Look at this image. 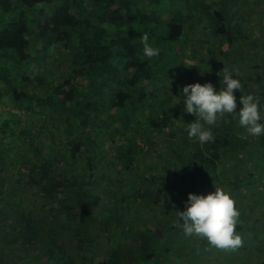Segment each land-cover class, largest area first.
Returning <instances> with one entry per match:
<instances>
[{"label": "trees", "instance_id": "obj_1", "mask_svg": "<svg viewBox=\"0 0 264 264\" xmlns=\"http://www.w3.org/2000/svg\"><path fill=\"white\" fill-rule=\"evenodd\" d=\"M26 1L0 0V96L12 98L18 103L16 111L23 110L31 115L28 129L17 122L21 129L19 139H26L28 143L38 141L27 172L30 175L28 184L38 182L46 195H51L52 185H46V181L55 182L52 169L59 167V175L63 172L68 175L61 184L66 188H79L81 196L76 197V193L67 190L70 196L58 207L66 211L75 209L81 219L87 218L91 211L90 203L85 200L92 190L87 185L92 184L98 158L108 146L112 150L107 158L109 163L128 173L133 165L142 163L145 150L159 151V139L168 148L177 145L176 153L168 149L166 156L159 158L166 161L167 167L171 163L177 171L176 179L185 183L184 186L180 184L182 187L177 184V194L163 199L171 207L164 217L167 222H173L172 225H176L177 211L185 207L180 195L186 194L185 189H192V185L200 186L204 179L217 180L218 175L213 173L218 162L229 161L251 140L257 143L264 159V136L250 138L239 133L242 128L234 124L232 116L227 122L224 116L218 117L217 125L211 127L214 135L211 142L200 144L187 137L182 125L185 126V118L191 116L183 110L182 101L177 103L172 98L174 94L182 97L179 81L183 78L182 75L172 76L177 59L172 58L169 48L161 46L174 44L181 37L182 43H188L190 29L198 21L208 30L205 51L209 58L211 56V65H215L213 57L217 56L231 53L241 58L242 54L234 48V51L224 48V45H233L237 38L242 39L244 31L234 23L235 15L229 11L238 0H231L230 8H227L230 0H203L208 2L206 5L202 0H41L39 4ZM145 34L149 36L150 46L160 49L158 57L141 59L143 44L140 40ZM214 44L220 47L214 49ZM52 48L54 52L56 49V54L51 52ZM243 62L246 64L248 59L244 58ZM258 64L262 73L257 75V87L245 93L235 90L237 111L242 106L240 96L252 94L260 98L264 112V59ZM14 71L15 80L18 84L20 81L26 83L27 90L14 87ZM192 72L190 67L186 74L192 75ZM6 113H0V120ZM41 113L49 123H45L48 133L42 136L47 143H42L41 135L33 130V115ZM194 120L195 117L190 123ZM3 129L0 127V134L6 133ZM12 133L17 135L18 132ZM5 136L8 137L5 134L0 141ZM106 142L110 143L106 145ZM247 157L259 160L257 155L255 159ZM238 178L236 173V187L240 183ZM158 191L161 197L163 191ZM15 201L13 194L0 195V211L5 207L10 212L17 210L20 204L16 205ZM15 221L13 217L10 230L0 225V264H18L16 258H21L16 252L17 246H11L16 240L13 233L21 224ZM58 232H54L50 243L41 242L58 264H121L117 257L116 261L109 256V259L93 262L82 254L75 257L70 253L65 262L57 255L60 254ZM165 232L167 234L168 230ZM158 242L157 239L155 246L168 247L162 244L164 241ZM195 244L204 242L196 241ZM260 259L264 264V258Z\"/></svg>", "mask_w": 264, "mask_h": 264}, {"label": "rangeland", "instance_id": "obj_2", "mask_svg": "<svg viewBox=\"0 0 264 264\" xmlns=\"http://www.w3.org/2000/svg\"><path fill=\"white\" fill-rule=\"evenodd\" d=\"M26 2L39 4L41 0ZM201 3L206 5L208 2L202 0ZM231 5L230 0L227 8ZM229 11L230 13L233 11L234 23H237L244 32L242 39L237 38L233 45H224V48H231L232 51L234 48L242 54L241 58L232 56L231 53L222 57L217 56L213 57L215 65H211V56L209 58L205 51L208 30L204 23L198 21L196 22L198 25L190 29L188 43H182L181 37L174 44L161 45L163 48H169L172 58L174 56L177 59L178 64L174 65L172 76L182 75L183 79L179 81L180 93L183 86L195 82L201 84L210 82L215 89H219L222 87L220 80L223 72L225 70L233 72L232 69L242 74V90L237 92L245 93L246 90L257 87V75L260 76L262 73V70L258 69V63L264 59V26L261 27L264 22V0H238ZM218 47L220 46L216 44L213 46L214 49ZM51 52L56 54V49L54 52L52 48ZM166 53L168 54L167 51ZM244 58L248 59L246 64L243 62ZM190 67L193 69L192 75L186 74ZM13 76L16 81V71L13 72ZM13 83L17 90L28 89V85L24 82ZM29 92L31 93V90ZM180 97L177 94L172 95L173 100L177 102ZM17 104L12 98L8 100L6 95L0 96V113L7 112L0 120V127L4 128L8 136L0 141L2 159L0 195L13 194L16 205L20 204L15 211L10 212L6 207L1 209L0 225L10 230L9 225L13 217L16 218L15 222H21L20 228L13 233L16 240L11 244L12 247L17 246L16 252L21 256L16 258L18 264H58L41 244L43 241L46 243L53 241L56 230L59 231L56 237L58 247H56L60 254H57V250L54 252L59 258H64L65 262L66 256L70 253L75 257L76 254H82L93 262L109 258L116 261L115 257H117L121 264H262L260 258H264V159L260 155L262 151L258 149L254 140L243 149L236 151L229 161L217 163L213 173L218 175L217 180L204 179L200 186L195 188L192 185V189H185L186 194L180 195L186 201L188 193L205 195L214 192L216 187L231 193L240 212L236 232L241 236L243 243L235 250H220L211 247L205 241L184 236L181 228L172 225L173 222H167L164 217L171 207L163 199L165 200L167 195L177 194L178 187H182L180 185L182 183L176 179L177 171L172 164L167 167L164 164L166 161H160L159 158L165 157L168 149L170 153H176L178 148L176 144L168 148L164 141L159 139V151L145 150L142 163L139 161L138 164L133 165L128 173H123L109 163L107 158L111 156L112 150L110 146L106 147V151L98 158L95 178L91 180L92 184L87 185L92 188L90 196L85 200L90 203L91 213L86 219H81L75 214V209L66 211L65 208L58 207L67 196H70L67 195V190L76 193V197L81 196L77 186L66 188V185L61 184L68 179V175L66 172L59 175V167L52 169L51 176L56 183L46 181V185H52L49 192L51 195H46L38 182L28 184L30 175L27 172L30 171L29 164L34 159L32 151L38 141L28 143L26 139H19L18 134L21 129L17 126L21 122V127L26 125L28 129L31 115L23 110L16 111ZM190 116L185 118L187 120L185 126L182 125L185 131L187 124L195 117ZM231 116L235 119L234 124L241 128L237 115L226 114L224 120L227 122ZM4 119L5 123L2 124ZM32 119L35 132L41 137L48 133L49 123L45 114L33 115ZM216 125L217 121L210 127ZM240 130L239 133L246 134L243 128ZM12 131H17V135ZM5 134L1 133L0 137ZM45 140L42 137L41 142L47 143ZM175 142L177 143V140ZM109 143L106 142V145ZM159 154L161 156H158ZM247 155L254 156L253 159L257 155L259 160H252ZM80 160L83 161L82 158ZM236 173L239 175L238 187L234 185ZM158 189L163 191L161 197L158 196ZM93 194L96 198L92 196ZM165 228L168 230L167 234ZM157 239L159 240L157 244L164 241L162 244L168 247L155 246ZM196 241L204 244L197 245ZM28 246L30 250L27 249ZM10 253L14 254L13 251Z\"/></svg>", "mask_w": 264, "mask_h": 264}, {"label": "clouds", "instance_id": "obj_3", "mask_svg": "<svg viewBox=\"0 0 264 264\" xmlns=\"http://www.w3.org/2000/svg\"><path fill=\"white\" fill-rule=\"evenodd\" d=\"M148 41L147 34L141 37V59H152L160 55V49L150 46ZM241 77L238 70H225L220 80L222 87L219 89H215L210 82H195L183 86V95L177 103L182 100L183 110L195 116V120L187 124L189 138L200 144L213 141L214 135L210 126H214L218 117L226 114L237 115L239 126L249 137L264 136V112L258 96L241 95L239 100L242 106L236 110L237 98L234 91L242 90ZM239 216L240 212L231 193L216 187L214 192L205 195L188 193L184 210L177 211L175 223L188 238L205 241L216 249L235 250L243 243L236 232Z\"/></svg>", "mask_w": 264, "mask_h": 264}]
</instances>
